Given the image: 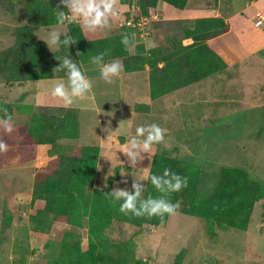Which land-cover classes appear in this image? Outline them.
I'll list each match as a JSON object with an SVG mask.
<instances>
[{
    "label": "rangeland",
    "instance_id": "1",
    "mask_svg": "<svg viewBox=\"0 0 264 264\" xmlns=\"http://www.w3.org/2000/svg\"><path fill=\"white\" fill-rule=\"evenodd\" d=\"M26 23L23 6H18L14 13L0 8V52L15 43L16 29ZM57 27L39 28L35 32V39L45 43L36 34L44 38L50 29ZM146 28L152 31L149 24ZM60 30L67 31V27L64 25ZM180 33H174L177 36H173V39L180 37ZM150 36L138 41H145ZM45 45L49 53L58 50L52 51ZM147 47L153 48V44L148 42ZM252 59L253 63L258 64L255 66L257 68L244 76L247 80H253L252 87L244 83L246 78H243L240 70H234L230 78L224 73L215 74L203 83L192 84L157 100H152L150 96L148 72L122 73L109 84L100 78L97 65L86 66V76L92 80L93 89L87 98L77 100L72 105L80 109L78 138L59 139L58 144L54 145L59 147L56 156H70L74 146L101 144L106 148L112 145L113 138L122 135L125 138H120L121 146L106 157L103 152L95 188L113 189L119 186L131 190L132 175L141 179L146 186L145 173L132 169L121 150L127 145L128 138L135 134L137 126L156 123L166 130L165 143L154 146L151 161L146 158L138 165L141 168L150 166L148 175L154 158L166 153L201 168L198 189L201 201L208 199L214 191L223 168L244 169L252 179L264 183V67L257 57ZM60 80L66 82V79ZM38 82V92L31 95L35 97L32 99L36 107L34 113L39 112L40 107L65 108L62 102L50 95L56 80ZM33 84L20 88L25 90ZM15 90L19 93L18 89ZM136 105H148L151 112L137 114L134 112ZM18 113L20 115V112H16L15 116ZM14 120L13 133L8 135L0 131V140L20 145L26 135L25 128L30 123L31 113L27 119L14 117ZM54 146L51 150L56 148ZM41 155L40 151L35 153L34 170L49 162L41 163ZM6 159V153H0V264H53L57 245L67 231L76 232L86 250L87 228L58 223L51 216L39 214L44 203H32L29 190L33 183H27L29 174L24 167L27 161L8 163ZM121 173L127 176H121ZM123 179H127L128 183H121ZM27 185H30L28 189ZM18 190L25 191L19 198L7 197ZM88 191L91 192L92 188ZM107 234L116 242L135 243L136 251L130 264H264L262 201L255 205L247 231L217 230V236L211 238L207 234L205 220L178 212L160 227L139 228L115 223Z\"/></svg>",
    "mask_w": 264,
    "mask_h": 264
},
{
    "label": "trees",
    "instance_id": "2",
    "mask_svg": "<svg viewBox=\"0 0 264 264\" xmlns=\"http://www.w3.org/2000/svg\"><path fill=\"white\" fill-rule=\"evenodd\" d=\"M121 2L128 3L130 7L136 5L139 10L133 15L130 12L128 21L132 16L136 20L149 18L151 9L156 8L159 2L183 10L189 0ZM59 3L60 0H0L3 10L14 13L18 6H23L27 16V23L16 29L15 43L0 52V83L66 79L63 71L56 75L53 72V68L60 64L56 56H71L83 71V65L92 63L93 56L107 53L105 62L120 60L124 65L123 73L145 71L148 65L150 96L152 100H157L227 69L223 59L208 46L209 40L229 30V26L220 18L194 21L176 42L174 52L167 55H162L156 49L147 52L144 44H138L135 54H129L121 43L122 34L89 41L81 26L75 23L68 25V32L77 43L69 49L61 45L56 52L49 53L45 43L35 39V32L41 27L57 26L55 13ZM133 32L135 29L128 34ZM187 39H191L192 44L184 46L182 41ZM77 52H80L79 56ZM2 108L11 113L12 105L3 104ZM150 110L148 105L134 107L135 113L148 114ZM38 111L31 114L23 145H54L59 139L78 138V117L74 110L38 108ZM99 159V147L76 146L70 156L51 160L36 174L32 203H44L39 214L51 216L58 223L86 227L88 233L85 250L77 233L67 231L57 245L53 264H130L136 251L135 243L113 241L107 234L108 230L115 223L143 228L160 227L169 220L168 216L161 222L159 218L122 214L119 204L113 206L105 196L111 188H95ZM166 168L186 177L188 181L186 188L170 197L173 203L179 201L181 207L178 212L205 220L207 234L211 238L217 236V230L247 231L254 207L261 201L264 219V183L252 179L246 170L223 168L216 188L208 199L201 201L198 197L202 172L199 166L163 153L154 158L149 176L162 175ZM90 188L91 192L88 191ZM149 194L154 197L159 195L147 179L144 196Z\"/></svg>",
    "mask_w": 264,
    "mask_h": 264
},
{
    "label": "clouds",
    "instance_id": "3",
    "mask_svg": "<svg viewBox=\"0 0 264 264\" xmlns=\"http://www.w3.org/2000/svg\"><path fill=\"white\" fill-rule=\"evenodd\" d=\"M56 9L55 19L58 27L50 29L44 38L36 34L52 51L58 49L61 45L69 49L77 43L68 31L60 30L66 21L80 22L82 29L88 33H104L108 35L113 28L114 21L118 20L121 14L119 0H60ZM257 27H259V23ZM62 36L63 39L61 38ZM121 43L129 54H135L138 46L136 33L122 34ZM77 55L79 56L80 52H77ZM106 55L107 53L95 55L91 58V62L98 66L100 78L111 84L114 79H118L124 72V65L118 59L106 63ZM56 59L60 61V64L58 67L53 68V72L56 75V73L63 71L66 76V82L56 80L50 90V95L62 102L65 108H68L77 100L87 98L93 89V82L85 75L71 56L66 55L63 58L56 56ZM0 112L3 113L0 116V131L11 135L15 130L14 117L6 108L0 109ZM122 122H120V125ZM110 135L111 133L108 136ZM165 135L166 130L156 123L139 125L135 128V134L128 138L125 148L121 150L127 158L130 167L142 170L146 179L150 180L151 185L159 193L155 197L151 194L145 197V185L141 179H137L135 175H132L134 179L131 190L117 186L110 192L105 193V196L110 199L113 206L119 204V211L122 214L132 215L137 218H159L161 222H163L165 216L172 217L177 215L181 205L179 201L173 203L170 197L171 194L180 192L187 187V178L167 168L164 169L162 175L149 176L147 169L150 166L147 168L138 167L146 158L150 161L152 160L154 146L164 144ZM8 150V144L0 140V153H6ZM120 175L127 176L123 173ZM121 183L127 184L128 180L123 179Z\"/></svg>",
    "mask_w": 264,
    "mask_h": 264
},
{
    "label": "crops",
    "instance_id": "4",
    "mask_svg": "<svg viewBox=\"0 0 264 264\" xmlns=\"http://www.w3.org/2000/svg\"><path fill=\"white\" fill-rule=\"evenodd\" d=\"M120 3V18L113 23V28L110 34L105 35L104 33L91 34L83 30L85 38L89 41H95L99 39H105L110 37H116L123 33H128L132 29L125 27V23L130 14V6L128 3L123 4L121 0ZM210 18H220L223 19L226 24L229 26V30L214 39L208 41V46L213 50L218 56H220L227 65L222 73L226 74L229 77L232 71L240 70L243 78H246V72H253L256 70V63H253V57H257L260 61V64L264 67V0H189L188 5L185 9H177L165 2H159L157 7L151 9L150 16L148 18V24L151 26V36L145 41H138V44H144L147 52L150 50H159L162 55H167L174 52L176 42L181 39L184 35V31L188 28H191L192 23L199 19H210ZM65 26L67 27L71 23L80 24V22L66 21ZM261 22L259 27L257 23ZM82 28V27H81ZM2 31V30H1ZM180 33L181 36L177 39H173V36H177L174 33ZM174 34V35H173ZM63 37V36H62ZM148 42L153 44V48H148ZM182 44L184 46L192 44L191 39L183 40ZM110 62V61H109ZM107 63V62H106ZM93 63L83 65V72L86 75V66H90ZM162 66V65H160ZM99 70V68L97 69ZM150 68L148 65L145 67V71L148 72L149 78ZM133 72V73H141ZM126 74V73H124ZM131 74V73H129ZM220 74V73H218ZM230 78V77H229ZM49 80H60V79H49ZM206 80V79H205ZM205 80L198 82L203 83ZM245 80V84L248 87L253 86V80ZM40 80L28 81L24 83H15V84H0V109L1 105L8 104L12 105L11 114L17 119H27L28 114L34 113L36 109L35 105L32 103L31 97L33 92H38L40 86L37 84ZM31 85L28 89H21L20 87ZM197 84V83H195ZM193 84V85H195ZM150 85V83H149ZM19 90V93L15 92ZM24 91V92H23ZM17 95V99L16 96ZM15 97V98H14ZM164 97V96H163ZM162 98V97H161ZM160 99V98H159ZM41 108V107H40ZM51 109V108H49ZM53 109H65V110H74L78 117V112L80 111L79 107H70V108H53ZM151 109V108H150ZM17 110V111H16ZM10 112V111H9ZM18 113V116L16 115ZM151 112V110H150ZM2 112H0L1 116ZM141 114V113H137ZM31 121V120H30ZM28 128V127H27ZM25 128V132L26 129ZM125 138V136H119L113 138L109 147H104L100 144V159L105 151V157L109 152L114 150L116 147L121 146L120 138ZM20 145L10 143L8 144L9 150L6 152L8 163L14 162L16 160L27 161L24 165L25 169L28 171V182L32 181L33 185L29 192L33 196L34 182L38 170L44 166H40L38 169H35V153L40 151L42 153L41 163L49 160V162L55 158L56 152L59 151V147L54 146L58 144V141L54 145H33V144H22ZM71 140V139H66ZM75 140V139H73ZM102 141V140H101ZM56 147L51 150V147ZM76 147V146H74ZM73 147V148H74ZM112 147V149H107ZM73 151V149H72ZM72 154V153H71ZM70 154V155H71ZM111 158V155L108 156V159ZM99 159V163H100ZM48 163V162H47ZM99 165V164H98ZM46 166V165H45ZM98 169V168H97ZM97 175V174H96ZM30 185H27V189ZM3 193L5 191L2 190ZM25 191L18 190L15 191V194L9 195V199H16L21 196ZM29 196V193H28ZM6 197V198H7ZM44 208V207H43ZM42 208V209H43Z\"/></svg>",
    "mask_w": 264,
    "mask_h": 264
},
{
    "label": "built area",
    "instance_id": "5",
    "mask_svg": "<svg viewBox=\"0 0 264 264\" xmlns=\"http://www.w3.org/2000/svg\"><path fill=\"white\" fill-rule=\"evenodd\" d=\"M133 7L135 8L134 10H132ZM132 8H131L132 15L136 12H139L137 6L132 5ZM258 23L259 25L261 24V22ZM124 26L127 28L135 29L136 37L139 39L142 38L144 39L145 37L151 35V31L148 30V28H146L148 26V18H141L139 20H136V18L132 16L128 21H126Z\"/></svg>",
    "mask_w": 264,
    "mask_h": 264
}]
</instances>
